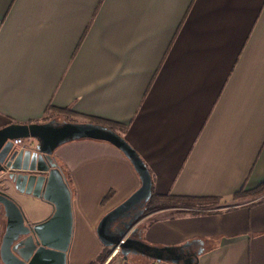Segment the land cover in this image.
<instances>
[{
    "label": "crops",
    "instance_id": "1",
    "mask_svg": "<svg viewBox=\"0 0 264 264\" xmlns=\"http://www.w3.org/2000/svg\"><path fill=\"white\" fill-rule=\"evenodd\" d=\"M48 105L124 126L155 194L216 198L144 214L143 242H192L197 264H264V194L233 197L264 181V0H0V129L46 122ZM52 156L69 176L67 264H89L112 250L99 221L140 178L108 141H67ZM8 193L28 222L52 209Z\"/></svg>",
    "mask_w": 264,
    "mask_h": 264
},
{
    "label": "water",
    "instance_id": "2",
    "mask_svg": "<svg viewBox=\"0 0 264 264\" xmlns=\"http://www.w3.org/2000/svg\"><path fill=\"white\" fill-rule=\"evenodd\" d=\"M19 137L35 138L37 148L15 146L13 139ZM80 138L115 145L140 178V186L99 221L96 233L102 244L112 249L118 246L123 259L130 254H144L157 262L197 264L201 250L191 252L192 242L156 247L143 242L140 234L132 237L151 197L152 180L144 161L127 140L103 124L55 118L41 123H10L0 129V210L6 222L0 242V264H67L73 231L71 191L52 154L59 145ZM10 191L41 198L52 209L44 218L28 222ZM135 208L140 210L131 217Z\"/></svg>",
    "mask_w": 264,
    "mask_h": 264
},
{
    "label": "trees",
    "instance_id": "3",
    "mask_svg": "<svg viewBox=\"0 0 264 264\" xmlns=\"http://www.w3.org/2000/svg\"><path fill=\"white\" fill-rule=\"evenodd\" d=\"M57 117L58 118L60 117L61 121L75 122L77 121L75 117H79V116L78 114L72 112L69 108H56L54 106L48 105L44 112V121H48L52 118L58 119ZM85 119L94 123L103 124L120 135H123V132L125 131L124 126H121L118 123L112 121H107L96 117H86ZM59 168L61 169V172L63 173L65 180L68 183L69 182L68 174L64 171L62 167L59 166ZM110 193L111 192H108L104 196L102 201L106 200L110 196ZM263 194H264V181L252 189H245L244 187H242L240 191L236 192L233 195V197L237 198V200L239 201H247L251 199L254 200ZM210 200L216 201V198H194V197L174 196L170 194L159 195V194H155L151 190V197L145 205L144 214L169 207H175V208L179 207V209L177 210L178 213H187V212L192 213L194 212L193 210H191L192 208L207 207L206 206L207 203L204 202ZM110 253H111V249L105 247L104 250L101 251L97 255V257L89 264H102L107 259Z\"/></svg>",
    "mask_w": 264,
    "mask_h": 264
},
{
    "label": "built area",
    "instance_id": "4",
    "mask_svg": "<svg viewBox=\"0 0 264 264\" xmlns=\"http://www.w3.org/2000/svg\"><path fill=\"white\" fill-rule=\"evenodd\" d=\"M13 144L17 147L24 148V149H36L38 141L33 137H19L13 139ZM117 252H119V247H114L112 249L111 254L102 264H107L112 258V255H115Z\"/></svg>",
    "mask_w": 264,
    "mask_h": 264
},
{
    "label": "rangeland",
    "instance_id": "5",
    "mask_svg": "<svg viewBox=\"0 0 264 264\" xmlns=\"http://www.w3.org/2000/svg\"><path fill=\"white\" fill-rule=\"evenodd\" d=\"M5 226H6L5 216H4L3 211L1 209L0 210V242H1V238H2V235L4 233V230H5ZM200 249H201V247L198 248V250H200ZM119 255H121L120 254V251L117 252L115 255H112L111 256V258H112L111 261L114 260V258L117 259V257ZM139 260H140V257L139 256H137V255H129V257L124 261V264H140V261ZM0 262H1V260H0ZM162 264H172V263H170V262H163Z\"/></svg>",
    "mask_w": 264,
    "mask_h": 264
},
{
    "label": "flooded vegetation",
    "instance_id": "6",
    "mask_svg": "<svg viewBox=\"0 0 264 264\" xmlns=\"http://www.w3.org/2000/svg\"><path fill=\"white\" fill-rule=\"evenodd\" d=\"M139 210H140L139 208H135V209H133V210L131 211V213H130L131 217L133 216L134 213H137ZM127 219H128V218H127ZM138 235H139V232H138V228H137V230L132 234V237H136V238H137ZM191 252H192V250H191ZM193 252H194V251H193Z\"/></svg>",
    "mask_w": 264,
    "mask_h": 264
}]
</instances>
